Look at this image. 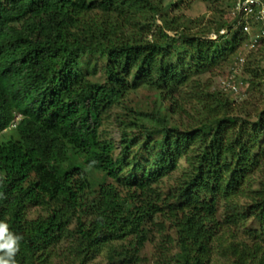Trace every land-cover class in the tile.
<instances>
[{
  "label": "trees",
  "instance_id": "16d2710c",
  "mask_svg": "<svg viewBox=\"0 0 264 264\" xmlns=\"http://www.w3.org/2000/svg\"><path fill=\"white\" fill-rule=\"evenodd\" d=\"M147 11L158 13L148 0H0V221L22 237L16 264L74 263L104 249L112 261V242L126 236L135 244L132 252L129 245L124 250L122 264H140L147 239L142 224L159 210L149 201L153 185L182 157L187 167L167 195L163 214L176 227L177 240L157 248L155 264H207L220 202L223 224L250 218L256 223L248 233L251 244L227 249L235 263L264 264V185L253 189L243 182L259 166L261 157L252 153L264 137V120L255 123L253 138L241 143L240 137L232 145L241 150L232 170L215 167L222 130L236 122L220 115L229 111L231 91L204 95L197 82L179 100L196 102L197 114L204 116L190 131L161 127L137 137L127 131L138 127L136 112L124 115L118 120V156L112 141L99 134L105 111L140 86L159 90L157 98L171 100L172 113L180 111L179 89L248 39L245 32L219 33L236 24L223 20V12L209 20L217 33L212 40L202 34L169 36L163 28L173 29L177 19L160 26L154 18L145 20ZM148 32L152 39L144 36ZM246 62L241 69L249 74ZM18 114L21 119L10 128ZM92 173L101 175L97 189ZM33 206L42 213L29 218L26 210ZM63 240L60 255L56 249ZM171 248L177 251L171 254Z\"/></svg>",
  "mask_w": 264,
  "mask_h": 264
},
{
  "label": "rangeland",
  "instance_id": "374dc122",
  "mask_svg": "<svg viewBox=\"0 0 264 264\" xmlns=\"http://www.w3.org/2000/svg\"><path fill=\"white\" fill-rule=\"evenodd\" d=\"M152 6L157 7V12L147 11L145 12V20L148 22L152 21L154 18L155 23L158 25H165V19H177L178 24L173 26L177 28V34L172 29V27L166 28L164 26L163 30L171 35H179V33H184L187 35H205L207 38L212 40H217V33L214 32V28L208 25L209 20L213 17L218 18L223 12V20L226 22L229 18L232 19L230 14V8L227 6L230 4V0H148ZM161 15V16H159ZM164 16V17H163ZM139 17V14L136 15ZM143 21V20H140ZM214 27V26H212ZM216 28V27H215ZM225 29V28H224ZM226 30V29H225ZM151 31H155V27H151ZM148 34V35H147ZM231 33H228V35ZM146 38H151V32L145 33ZM221 42V41H220ZM219 42V43H220ZM245 54V49L236 47V49L224 56L223 59L219 61L220 64L214 68L195 75L191 82L185 83L176 94L177 105L182 106L180 111L172 113L170 109L169 99L161 100L157 98L159 90H152L144 86H140L134 90H130L123 95L117 103L110 106L103 114V123L99 129V134L103 138H107L114 144V156H118L121 152V137H122V127L118 120H122L124 115L134 114L136 112V117H138L139 124L137 126H132L127 131L130 134L140 137L145 129L149 131L160 129L161 127L176 128L178 131H190L197 128L196 121L200 118L203 120L204 116L199 113V106L196 102L182 103L179 100L183 96H188L192 93V88L198 82V85L202 86L204 95L206 91L217 92L220 85H217L218 79L224 77L228 74L232 65L237 62V58L240 55ZM247 67L250 73L240 71L239 75L235 77L236 81L243 82V90L238 91L236 94H231L230 96V108L229 111L223 112L220 115L232 116L236 119V122L232 127H228L222 130V140L219 141L220 150L219 161H216L215 167H217L218 172L226 171L227 169L232 170L234 167L232 164L236 162L234 154L236 153L240 156V148H233L235 141H238L241 137L242 141L246 139L253 138V127L256 122L260 119L264 120V42L261 43L254 50H250L246 53ZM254 70L256 73H252ZM94 77L99 80H103V75L101 72H95ZM197 79V80H196ZM250 80V81H249ZM194 81V82H193ZM209 83L208 89L205 90L204 87ZM177 106V107H178ZM161 107V108H160ZM138 113V115H137ZM131 117V116H129ZM133 118V117H131ZM124 121V120H123ZM153 137H158V134H154ZM4 138L3 134H0V139ZM196 148V147H192ZM259 154L261 158L259 159L258 168L252 173H245L243 175V182L251 184L252 188H258L264 185V137H260L256 140L255 150L252 155ZM215 159L217 156L214 157ZM223 161L226 163L223 164ZM229 163H228V162ZM187 167L185 158L182 157L175 169L169 172L166 176L161 178V180L154 184L155 195L149 197L150 203L153 204L154 208H159L153 215L152 220L144 221L142 226L146 229L147 239L145 240L141 250L140 258L143 261L140 264H155L157 248L172 247L174 246V241L177 240L176 227L164 217L166 207L168 206L167 195L171 192L173 193L176 186L180 184L181 173ZM100 174L95 173L91 175V179L95 184L97 182H102ZM243 179V178H242ZM248 179V180H247ZM157 195V196H156ZM239 202L244 205L245 200L243 198L239 199ZM27 217L35 218L38 214L42 213L40 207L33 206L28 207ZM224 210L222 202L219 203L216 216L212 220L211 226L214 227L213 237L210 239V260L207 264H236L235 258H233L229 251L227 250L230 245H238L247 243L251 244L253 241L249 237L248 233L251 228L256 227V223L253 218H250L246 222H238L235 225L223 224ZM136 220V219H135ZM73 224L70 225L72 229L74 227L75 220L72 221ZM133 236H126L125 240L119 239L112 242L116 248L115 260L109 261L106 255V250L104 249L100 254L88 257L86 260H77L74 263H63V264H122L124 250L129 245L130 252L133 251L134 240ZM67 241L63 240L60 242L56 251L59 253L62 251ZM177 251L176 248H171V254ZM122 253V254H120ZM60 255H62L60 253ZM156 255V256H155ZM81 261V262H80ZM59 264H62L61 262Z\"/></svg>",
  "mask_w": 264,
  "mask_h": 264
},
{
  "label": "clouds",
  "instance_id": "9594fccd",
  "mask_svg": "<svg viewBox=\"0 0 264 264\" xmlns=\"http://www.w3.org/2000/svg\"><path fill=\"white\" fill-rule=\"evenodd\" d=\"M233 6V3H232ZM232 6L230 7V14L233 19L236 20L235 26L230 29L231 31L229 32L228 29H221L220 34H228L231 33L230 35L238 32H245L242 30L241 25L245 23L244 18H240L237 16H234L232 14ZM248 24L250 26V30L245 32V34L248 36L247 41H244L241 45L243 49H245V54L244 55H239L237 58V62L231 69L229 70L228 74L225 75L224 77H221L217 81V85H220V88L218 89H224L226 91H231V94H236L238 91H241L242 89V83L241 81H236L235 77L239 75V72L242 70L241 67L245 62V57L246 53L250 50L256 49L258 46L261 45L260 38L263 35H260L256 42H252L254 39V36L256 34H259L260 30L262 29L263 25L260 22H255L253 20V17H248ZM229 35V36H230ZM253 45L251 46V44ZM238 65V66H237ZM234 85L236 87L235 90L231 88V85ZM225 91V92H226ZM21 119V115H16L10 124V128L14 127L15 123L18 122ZM9 128V129H10ZM22 237H19L12 232L9 231V227L7 223L0 221V264H16V261L14 259L15 254L19 250V241Z\"/></svg>",
  "mask_w": 264,
  "mask_h": 264
},
{
  "label": "built area",
  "instance_id": "2783aa9c",
  "mask_svg": "<svg viewBox=\"0 0 264 264\" xmlns=\"http://www.w3.org/2000/svg\"><path fill=\"white\" fill-rule=\"evenodd\" d=\"M232 14L234 16L244 18L245 23L241 25L243 31H249L250 26L248 24V17H253L255 22H260L263 27L260 30L259 34H256L253 39V43L256 42L258 37L264 34V0H233ZM251 44V46L253 45ZM231 88L233 90L236 87L232 84Z\"/></svg>",
  "mask_w": 264,
  "mask_h": 264
}]
</instances>
